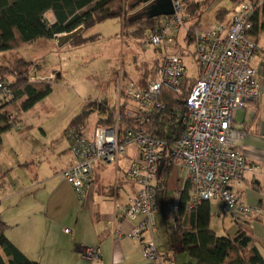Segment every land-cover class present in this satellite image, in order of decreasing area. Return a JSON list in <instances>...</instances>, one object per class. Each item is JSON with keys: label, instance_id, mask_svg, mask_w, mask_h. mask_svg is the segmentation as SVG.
<instances>
[{"label": "built area", "instance_id": "built-area-1", "mask_svg": "<svg viewBox=\"0 0 264 264\" xmlns=\"http://www.w3.org/2000/svg\"><path fill=\"white\" fill-rule=\"evenodd\" d=\"M173 4L174 14L162 16L147 32L144 38L147 44L167 46L174 43L181 31L183 34L188 31L189 13L184 0H173ZM263 9L264 0H238L227 21H217L205 29L195 27L193 54L199 72L187 90V112L181 118L184 131L174 144L169 145L146 128L128 123L123 126L121 113L115 123H97L91 135L80 134L75 128L66 130L74 162L61 174L81 201L93 182L98 162L115 164L127 154L129 146L136 148L127 169L128 179L136 186L135 196L128 203L119 204L118 211L120 217L137 223L128 232L116 226L113 234L116 239L128 237L139 242L143 257L152 264H174L160 253L153 234L157 176L165 158L180 161L186 169L191 185L190 208H197L203 201L217 200L221 211L237 223L241 217L263 210L260 205L242 200L231 188L232 183H242L247 172L253 170L239 148L245 132L237 126L236 114L260 95L259 72L252 60L259 50L254 35L256 18ZM186 75L187 67L180 52L166 54L147 86L142 87L133 79L127 81L123 95L136 103L137 111L126 114L137 121H149L151 115L166 108L161 100L163 91L181 93ZM13 95L9 82L0 80V102L12 99ZM178 202L179 198L175 200V209ZM83 256L91 261L98 259V247H85Z\"/></svg>", "mask_w": 264, "mask_h": 264}, {"label": "rangeland", "instance_id": "rangeland-1", "mask_svg": "<svg viewBox=\"0 0 264 264\" xmlns=\"http://www.w3.org/2000/svg\"><path fill=\"white\" fill-rule=\"evenodd\" d=\"M131 3V13L128 18L135 20L144 17L139 21L146 19L145 10L147 9L143 8L139 1L132 0ZM233 6L234 4L230 0H214L205 9L199 29L209 28L218 21L216 13L219 8H233ZM188 13L189 19L190 12L188 11ZM155 22L152 24L143 23L145 27L143 26L142 31L127 36L123 31L122 18L112 17L95 24L85 33L86 36L98 34L97 40L80 46L68 44L58 47L53 40L44 38L11 52L0 53V64L3 67L15 63L19 57L36 60L37 65L30 69V77L34 80L53 83V91L33 108L21 112L20 109H17L19 103L13 104L15 105L13 106V116L16 125L3 133L0 146V220L5 221L12 212L20 210V208L35 206L41 209L39 202L42 200V192L36 191L34 186L36 183L34 179L35 167L23 164L33 151L41 148L50 160L51 167L55 166L54 172L58 175L56 178L53 175L52 182L43 195L45 194L46 198L51 194L53 188H57L62 194V199L54 211L56 215L60 216L63 223V233L61 232L57 236L58 239L62 244L67 242L68 237L64 236L65 228L73 230L75 222L79 223L78 232L82 234L81 238L87 236L84 235L85 232L93 231L97 224V216L90 212H84L82 201L74 189L71 193L65 185V181L62 180L64 178L60 173L62 165L59 163L57 154L53 152V148L63 142L66 143L63 138L65 128L84 109L94 110L86 122L84 133L87 135L93 134L97 120L107 116L109 107L114 108L115 118L122 109L126 112L137 111L136 103L124 97L123 88L130 80L129 78L135 81L141 79L142 83L150 82L154 78L155 70L163 55L180 52V48H186L188 53L183 58L187 67V75L192 78L198 76L199 70L193 54L196 46L193 43L186 47L183 31L180 35H176L174 43L167 46L165 44L149 45L145 42L147 31L154 26ZM136 29L137 26H134L129 31ZM143 77L147 78L143 80ZM8 78L13 79L12 76H8ZM40 168L43 172L48 171L46 165L40 164ZM183 181H185V175L179 168V162H174L171 173L160 185L156 199L157 211L164 206L163 216H160L157 225V231L159 228L162 237L167 239L161 252H166L165 247H170L171 255L175 253L178 264H185L193 260L183 248L178 249V241L174 234L176 228L180 226V223L176 221L177 212L175 209V200L180 197V193L176 189ZM214 207L216 208V206ZM221 210H216L220 215L215 213L212 216L211 226L220 235H232L236 231V222L229 214H221ZM90 236L88 241L97 239L96 234L91 233ZM156 244L159 245L157 241ZM86 246H96V244H86ZM173 246L177 248L176 251ZM63 249L66 251V248ZM131 256L121 264H131V260H137V264H152V261L144 258L143 254L142 259L146 263L139 258L136 259L135 252ZM98 260L99 258L91 261L83 256L82 262L72 261L69 264H101ZM103 260L105 264H111L106 256L103 257ZM37 261L40 264H63L61 261L52 262L49 257L44 259L39 257Z\"/></svg>", "mask_w": 264, "mask_h": 264}, {"label": "trees", "instance_id": "trees-1", "mask_svg": "<svg viewBox=\"0 0 264 264\" xmlns=\"http://www.w3.org/2000/svg\"><path fill=\"white\" fill-rule=\"evenodd\" d=\"M132 0H0V53H7L16 50L24 45H31L40 39H57L58 35L72 32L80 27L84 30L74 37L66 45L80 46L99 38L98 34L86 36L85 33L95 24L112 17H121L123 20V31L127 36L138 34L145 27L143 23L152 24L156 20L159 23L161 17L129 19ZM145 9L151 1L143 3ZM214 0H184L186 9L190 12L188 19V31L184 34L183 40L186 47L194 43V30L202 20L203 13ZM233 4L238 0H230ZM52 10L55 20L49 23L45 14ZM146 11V10H145ZM229 9L220 8L216 13L218 22L225 20ZM191 22V23H190ZM154 24V25H155ZM137 26L135 31H129ZM144 26V27H143ZM154 27V26H153ZM152 27V28H153ZM151 29V28H150ZM149 29V30H150ZM264 29V9L261 26L256 19L254 34ZM148 30V31H149ZM147 31V32H148ZM133 33V34H132ZM65 46V45H64ZM180 54L184 56L188 52L186 48H180ZM159 65L162 62V57ZM36 60L26 57H19L18 60L6 65L0 64V80L9 82L13 90V98L0 102V146L2 135L11 130L16 121L13 116V104L19 103L21 112L33 108L39 101L47 97L53 91V83L45 80H34L30 77V69L36 66ZM158 65V66H159ZM155 75V73H154ZM12 76L13 79L8 78ZM146 76V75H145ZM154 77V76H153ZM147 77H143L145 80ZM197 77L186 75L183 91L174 93L171 90H164L161 100L166 108L160 113L151 115L149 121H137L130 117L122 109V125L130 124L138 128H146L156 133L157 136L166 140L169 145L174 144L181 137L184 125L181 118L186 114L185 99L188 95V88L194 83ZM131 79V78H129ZM141 79L136 82L145 87L149 81L142 83ZM94 110L84 109L76 115L68 124V128H75L80 134H84L86 122ZM117 118L114 115V108H108L107 116L100 117L97 123H115ZM96 123V124H97ZM66 129V130H67ZM174 159L165 158L159 166L157 176V196L160 185L173 169ZM258 190L264 188L262 185L256 187ZM191 185L190 182L180 193L176 209V221L179 239L183 250L193 259L185 264H264V256L256 246H250L252 238L242 228L234 235H218L210 227L213 216L210 201H203L197 208L189 207ZM264 205V200L261 202ZM261 206V205H260ZM264 207V206H263ZM9 225L0 220V264H40L37 260L28 257L6 234ZM174 264H177L175 253L165 255Z\"/></svg>", "mask_w": 264, "mask_h": 264}, {"label": "crops", "instance_id": "crops-1", "mask_svg": "<svg viewBox=\"0 0 264 264\" xmlns=\"http://www.w3.org/2000/svg\"><path fill=\"white\" fill-rule=\"evenodd\" d=\"M224 8L230 11L228 13L230 16L227 14L225 17V20H228L232 15L233 8ZM45 17L50 24L55 20L52 10L48 11ZM256 19L259 20V25L261 26L263 11ZM254 35L258 42L259 50L252 62L259 72L260 95L257 99L248 101L236 114V124L245 132V137L239 143V148L246 155L253 170L247 172L246 178L242 183H232L231 188L242 200L252 205H261L263 210L260 213H253L241 217L239 223L235 221L236 231L232 235L242 228L252 238L250 246L258 247L264 256V205L261 204L264 200V192L262 189L258 190L256 188L258 185H262L264 188V29H260L257 34ZM51 40L54 42L57 41V39ZM66 129L67 128H65L63 135L66 143L63 142V144L53 148V152L57 154L59 163L62 165L60 173L64 168L74 162L73 154L65 136ZM135 154L136 148L131 146L128 148L127 154L117 163H97L94 170L93 182L86 191L85 198L82 201L83 211L95 214L97 216V224L93 228V231L85 232L84 235L87 236L81 238L82 234L78 232L79 223L75 222L74 229L70 232L66 231L68 227L65 228L64 236L68 237V241L62 244L57 236L62 232L63 223L60 216L54 213L55 208L62 199L61 191L57 190V188H53L51 189V194L46 196V198L45 194L43 195V192L48 189L49 184L52 182L53 175H55V178L58 177V175L54 172L55 166L51 167V162L43 149L40 148L33 151L31 155H29L28 160L23 164L35 167L34 179L36 183L34 186L36 191L42 192V200L39 202L41 209L33 206V208L25 207L12 212L5 220L9 225L6 231L7 236L28 257L34 260H37L39 257H41V259L49 257L52 262L61 261L63 264H69L72 261L82 262L83 252L85 247H87L86 244H96L100 252L98 261H100L101 264H105L103 260L104 256H106V259H108L111 264L124 263L134 252L137 257L136 259L139 258L146 263V261L142 259V247L139 242L128 237L116 239L113 234V229L116 226L128 232L137 223V220L120 217V212L118 211L119 204L128 203L130 199L135 196L136 186L127 177V169L129 168L131 157ZM175 162H179V168L185 175V181L176 189L177 192L181 193L189 183V179L183 164L180 161ZM40 164L46 165L48 171L43 172L40 168ZM62 180L65 181V185L70 192L73 193V187L65 179ZM210 205L212 214L214 215L216 213L220 215V213L216 211L221 210L220 202L212 200L210 201ZM214 206H216V208ZM156 212V225L153 233L154 238L159 243L158 248L160 253L164 256L171 255L172 249L170 247H165L166 252H161L162 246L167 239L165 240V238L162 237L159 228L157 231L158 219L161 218L160 216L164 212V206L162 209H159V211L156 210ZM222 213L221 211V214ZM210 227L215 230L211 226V221ZM166 228H168L167 225ZM215 232L217 233L216 230ZM91 233L96 234V240H87L91 237ZM174 234L178 241V249H182L183 245L179 239L178 228H176ZM217 234L220 235L219 233ZM169 235L170 232L168 236ZM63 248H66V251H64ZM173 249L176 251L177 248L173 246ZM137 263V260H131V264Z\"/></svg>", "mask_w": 264, "mask_h": 264}, {"label": "water", "instance_id": "water-1", "mask_svg": "<svg viewBox=\"0 0 264 264\" xmlns=\"http://www.w3.org/2000/svg\"><path fill=\"white\" fill-rule=\"evenodd\" d=\"M143 3H147L152 0H140ZM174 4L173 0H154L148 7L145 13L146 18H156L161 16H170L174 14ZM84 30L83 27H80L72 32L60 34L57 37L58 47H63L69 43L74 37L80 34Z\"/></svg>", "mask_w": 264, "mask_h": 264}]
</instances>
